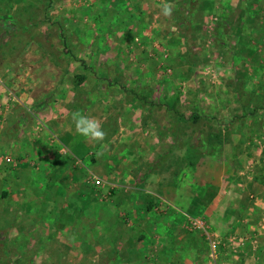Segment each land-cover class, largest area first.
Segmentation results:
<instances>
[{"label":"rangeland","instance_id":"374dc122","mask_svg":"<svg viewBox=\"0 0 264 264\" xmlns=\"http://www.w3.org/2000/svg\"><path fill=\"white\" fill-rule=\"evenodd\" d=\"M27 93L98 119L105 138L85 140L73 121L52 208L64 232L44 235L39 216L6 221L0 264H264V0H0V106ZM0 156L12 174L16 160ZM33 187L27 207L51 209ZM222 213L239 224L219 227Z\"/></svg>","mask_w":264,"mask_h":264},{"label":"crops","instance_id":"0c3cea01","mask_svg":"<svg viewBox=\"0 0 264 264\" xmlns=\"http://www.w3.org/2000/svg\"><path fill=\"white\" fill-rule=\"evenodd\" d=\"M50 98H52V100L55 102H51L48 98L47 100L45 99L46 101L34 99L33 97L28 96V93L27 95L23 94L20 96H16L15 99L11 97H3L2 103H4V105L0 106V115L2 111L6 112L7 114L5 115L7 116V119L4 125L5 129L0 130V147L7 154L14 157L17 163L15 166H17L18 170L16 169V171L14 169V171L11 172L12 174L8 172L4 174L3 177L0 175V184L7 185V189L3 190L0 194L2 195L3 193H7V198L2 199V197L0 196V205H5L6 207H8H4L5 210L4 208L0 207L1 231V228L6 223V221L11 223L14 222L16 223L15 225H17L19 222V217H29L30 221H32L33 217L39 216L42 217L43 226L42 228L37 227L36 229L45 232L44 235L49 236L46 233L55 231V229L56 231L64 232L61 225L60 227H52V224H57V216L61 212H58L59 210L52 208L54 206L53 201L55 199L57 200L61 190V186L58 185H61L65 181V174H62L57 170L65 168L63 162V153H65L66 148L60 146L58 143H63L62 139L68 137L67 140L70 144V139L74 135V123L72 119L73 115L70 112L71 110L69 111L68 109L69 107L66 108L67 112H65L63 101H59V98ZM70 103L71 102L68 101L66 104H68L69 106ZM69 147L70 148L68 151L72 155L73 164H75L76 166H81L82 163L77 158L74 152L79 154V156L84 154H82V151H79V149L76 150L75 147ZM106 164L104 165L110 167L112 163L109 162ZM35 165H38L36 174L32 173V171L35 170ZM82 167L84 166L82 165ZM217 167L222 168L221 164H217ZM41 169L42 173L40 177L37 178L40 174ZM222 181L223 178L221 177L220 184L215 183L216 189H221L220 185ZM37 182L40 183V194L42 196H47L48 203L53 198L51 202L52 206L49 205L51 209L43 208L41 205V207L38 208L37 211H31V208L27 207V205H31L30 199L34 188L33 186H35ZM69 182L79 184L81 181L80 179L71 176ZM107 183L109 187H112V191L115 190V187L120 188L118 187V185L115 186L110 185V182ZM52 184L57 185V187L50 186ZM129 194L132 196V199L133 196H136V193L126 192V195L121 199L128 200L127 196ZM111 195L112 194L109 193V196ZM80 197L82 199L81 203L75 204L77 205V207H87L85 210L89 208L90 202H94V197L90 198V195L88 194ZM126 200H121L120 205L122 206L123 210L130 212L133 208L129 210L128 207L130 206V204ZM45 206L48 205L45 204ZM218 219L219 220H217V224L219 225V227L223 228V226L228 224V232L230 229H233L236 224H239L238 221L227 222L225 214L223 213ZM31 223H33V221ZM11 225L14 226L13 224ZM15 227H17V232H28L32 229V227L28 226V224H20L19 226ZM15 227L13 229H15ZM73 232H76V234H78V230L76 229L68 231V233ZM61 235H58V239L61 237ZM43 238L46 239L47 237ZM88 245L90 246L93 244L88 243Z\"/></svg>","mask_w":264,"mask_h":264},{"label":"clouds","instance_id":"9594fccd","mask_svg":"<svg viewBox=\"0 0 264 264\" xmlns=\"http://www.w3.org/2000/svg\"><path fill=\"white\" fill-rule=\"evenodd\" d=\"M163 11L165 15H169L171 14L172 9L169 5H165ZM72 119L75 122L77 134L85 140H93L97 142L104 140L105 132L98 119L80 113H74ZM97 155H100V153H97Z\"/></svg>","mask_w":264,"mask_h":264},{"label":"built area","instance_id":"2783aa9c","mask_svg":"<svg viewBox=\"0 0 264 264\" xmlns=\"http://www.w3.org/2000/svg\"><path fill=\"white\" fill-rule=\"evenodd\" d=\"M2 162H6L8 164H11L12 161L10 159L2 158L0 156V164ZM94 183L96 185H101V181L100 180L94 179ZM192 225H193V227L196 230H199V231L203 232L206 235V237H207V239L209 241L211 253L216 254V251H217V248H218V243H217L216 239H214L215 237L208 232L207 227L203 223H200V222H193Z\"/></svg>","mask_w":264,"mask_h":264},{"label":"trees","instance_id":"16d2710c","mask_svg":"<svg viewBox=\"0 0 264 264\" xmlns=\"http://www.w3.org/2000/svg\"><path fill=\"white\" fill-rule=\"evenodd\" d=\"M50 1V5H51V3L53 2V0H49ZM64 46H65V48L67 49V40H66V38L64 39ZM82 64V66H83V68L84 69H87V67L84 65V63L82 62L81 63ZM123 91L124 92H128L130 95H132V96H134L137 100H139V101H141L142 103H144V104H147V105H150V106H152V107H155V108H160V107H162V105L161 104H157V103H153V102H151L149 99H147L145 96H141V95H137V94H135L134 93V91H127L126 89H124L123 88ZM238 96H239V101H240V103L241 104H243L242 103V101H241V95L238 93ZM255 115V112L253 113V116ZM7 198V193H3L2 194V199H6ZM3 247H9V246H7V245H2ZM84 246H86V245H84L83 244V248H84Z\"/></svg>","mask_w":264,"mask_h":264}]
</instances>
